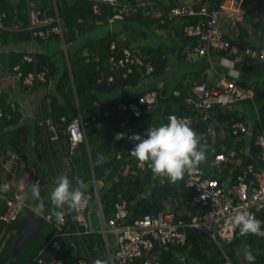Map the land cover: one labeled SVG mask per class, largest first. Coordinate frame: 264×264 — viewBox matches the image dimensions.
<instances>
[{
    "label": "trees",
    "instance_id": "16d2710c",
    "mask_svg": "<svg viewBox=\"0 0 264 264\" xmlns=\"http://www.w3.org/2000/svg\"><path fill=\"white\" fill-rule=\"evenodd\" d=\"M22 1L23 9L24 7L25 9L21 11L18 7V11L15 12L14 7L11 5L7 6L8 2L6 0H0V11L6 10L8 12L4 22L6 28L0 29V46L3 48L10 46L14 41H26L31 38L30 32L25 28L20 27L14 30L11 28L14 25H19V22L26 24L28 21L25 5L26 1L28 6V0ZM30 1L36 4L37 11L42 18L47 16L56 18L57 9L58 15L62 19L63 39L66 44L70 40H74L76 34L82 31L85 27L82 23L94 24V21L97 20L108 22L109 18L114 15L112 6L98 3L95 0ZM119 1L122 2L121 0ZM166 6L169 7V5L165 4ZM175 6L176 4L171 5L169 8L166 7V14ZM141 16H143V13L139 11L131 18H141ZM178 20L180 18H174L171 21L167 20L161 25L165 28L175 29L186 44L195 45L197 40L187 36L184 32V26L195 22L196 19L187 18L181 25ZM54 24H56V21H52L50 26ZM55 37L58 39L62 38L61 34L55 35ZM38 40L41 39L38 38ZM116 40L117 37L115 35L108 33L97 40L90 39L84 42L74 54H69V65L65 62L61 70L59 66H56L52 58L48 59L45 56L36 55V68L38 70H42L46 65L50 68V72L46 73L47 81L44 83V87L48 89L51 83V91L47 90V93L41 97L40 102L43 116L49 117L53 123L59 124L58 133L56 139L48 141L44 127L40 124L41 114L39 115L38 113L33 118H26L18 107L15 111L12 110L10 103L7 102L6 95L3 98L0 95V101L6 114L11 115L10 119L8 117L0 118V165L3 151L12 149L17 152L26 163L27 168H35L36 177L41 181L40 191L44 196L50 194L55 187L57 178L63 175L69 177L73 188L77 186V178L83 179L86 185L85 194L94 193L92 184L94 176L97 180H103L104 185L99 188V194L105 218L113 214L115 202L127 199L131 211L129 222L133 217H140L144 213H155L164 210L167 207V203L171 204L178 217L181 216L185 220H189L188 212H193L198 206L194 201L195 193L191 188L185 186L184 178L173 184L167 178L153 177L151 170L148 168L147 178L141 179V175L135 173V161L137 160L135 157L131 160H126L125 158L117 159V152L124 148L121 143L124 138L114 141V137L117 133H123L124 130L120 124L127 116V113L119 110L117 105L121 102L138 100L148 89H139L135 93L126 91L108 103L101 100L99 96L100 89L106 87L111 91H115L118 90L119 86L126 88V86L142 83L143 79L161 76L165 72L167 58L163 57V52L165 51H160L163 47L154 49L156 52L154 53L146 52L140 46L144 54H146L147 60L154 64V71L152 74H146L143 67L139 68L137 64H133V73L123 77L124 69L114 66L112 61H110V57L112 55L116 59L123 57V48L129 46V44L122 45L116 42L118 43L117 50H113L111 44ZM86 49H90L93 52L91 57H89V61H87V56L84 53ZM257 49L260 50L261 48ZM23 56V53L17 51H3L0 49V65L13 71V67L20 64L24 73H28L34 68V65L23 61ZM55 69L57 71H54ZM102 74H105V77L112 74L113 81L109 82L104 77L98 82ZM188 94L189 92L186 89L182 91L180 96L171 94L167 101L161 103H164V106L159 110L162 124L168 123L170 115L177 117L193 113L191 108L185 103V97ZM75 95L79 104L78 108L74 103ZM79 112L83 115L88 146L83 143L71 152L67 126ZM150 112H145L140 118H131L128 122L129 128L134 129V134L141 133V136L146 138V130L152 127V125L149 126L146 123V118ZM225 115V118L235 120L232 114L228 113ZM205 125L201 120H197L192 127L201 137V142L206 132ZM49 136L50 138L54 136L53 132ZM129 147L130 150L134 148L133 145H129ZM204 150L206 158L214 155L212 150L205 148ZM226 153L229 154L228 149ZM212 175L220 177V174L212 173ZM2 185L0 182V186ZM7 192L8 194L11 193L10 190ZM37 202L35 201V203ZM97 205L92 199L89 207L96 208ZM53 207L50 202L45 211L46 214L51 216V219L19 251L16 257H12L11 251L17 232L7 239L6 246L0 252V264H36L35 261L39 258L46 243L57 234H59L57 239L61 244V250L57 256L62 257L65 264H79L80 260L89 259L90 257L94 262L100 260L110 264L107 256H102L105 254L106 246L101 231H97L94 228L93 232L83 233L81 238L76 233L77 230L68 214L67 206L63 209L65 212V225L59 228L58 222L52 215ZM4 211L5 206L0 205V215ZM72 212L74 211L72 210ZM258 218L264 221V210L258 213ZM11 227L19 230L21 222L18 221ZM4 228L5 223L0 219V235ZM79 228L84 229L81 225H79ZM262 228H264V224H262ZM186 233L187 240L184 245H171L163 249V253L160 256L161 264H213L215 256L219 258L222 264L225 262L224 253L231 259L233 264H237L235 262L237 259L236 248L244 242H248L252 252L254 249L261 250L258 255L253 253L256 256L255 264H264V237L251 234L241 236L237 228L236 235L231 242L223 243L220 241L224 251L222 252L213 240L208 239L205 235L199 233L198 230L187 227ZM225 244L228 245L226 247L229 250H227ZM44 250L47 251L48 249ZM133 264H142V262L139 258Z\"/></svg>",
    "mask_w": 264,
    "mask_h": 264
},
{
    "label": "built area",
    "instance_id": "2783aa9c",
    "mask_svg": "<svg viewBox=\"0 0 264 264\" xmlns=\"http://www.w3.org/2000/svg\"><path fill=\"white\" fill-rule=\"evenodd\" d=\"M97 2L108 4L113 7L114 15L108 22L113 24L117 20H125L141 11L147 3L132 4L130 2H120L119 0H96ZM150 3L149 6H151ZM29 17L25 24L19 22L14 29L20 27L30 32L32 38L49 39L53 35H62L63 28L61 22L48 27L50 18L40 17L36 4L28 0ZM248 7L245 0H220L214 7H210L206 0H176V6L167 12V17L161 20L165 23L176 17L195 18L193 23L184 26V32L188 36H194L199 41V47L195 52L199 56L211 58L212 52L230 57L236 64L250 65L252 61L264 63V48L258 50L250 47H239L223 34L221 19L226 17L231 26L243 22ZM8 16L6 10L0 11V29L6 28L5 19ZM48 27V28H45ZM111 48L117 50L116 42H112ZM23 61L30 62L34 68L28 73H24L20 64L13 67L16 78L20 79L30 90L38 87L41 82L47 81V70L36 68V55L32 51L23 56ZM116 67L124 66L129 62L143 67L146 74H152L154 64L146 61L139 49L130 47L123 48V57L116 59L114 55L110 57ZM131 69H129L130 71ZM111 79V78H110ZM180 95V91L174 92ZM255 90L250 85L242 84L237 78L221 74L215 85L205 81L195 82L191 92L185 97V103L192 110V114L177 116L182 122L193 127L198 119L206 125L205 136L201 144L205 149H210L214 155L201 163L196 169L186 172L184 175L185 186L191 188L195 193V204L198 206L193 212H188L189 220L177 216L172 209H164L159 212H147L140 217H131V211L127 199H121L114 203L113 214L105 218L100 200L99 188L104 185L103 180L92 179L94 193H86L87 206L81 211L72 212L67 207L68 214L72 218L76 227V233L82 238L83 233L94 231L93 213H98L102 221L101 233L105 240V254L110 264H133L135 260H141L142 264H161L160 256L163 249L171 245H184L187 240L186 228L191 227L213 240L223 251L220 241H232L236 235L237 228L230 224V217L234 209H241L252 214L256 219L258 213L264 210V124L255 103ZM160 96L155 90L146 92L140 96L138 101L129 104L119 105L121 110L129 111L131 117L140 118L145 112L152 111L159 103ZM244 101H252L256 108L259 127L257 128L248 119L234 120L231 123L224 122L222 115L226 111L239 109ZM10 102L13 111L16 104ZM107 114V113H106ZM11 118L6 114L2 103H0V118ZM95 119V117H93ZM130 119L125 118L121 122V127L125 128L122 150L116 154L117 159L131 160L129 145L135 146L138 141L130 140L134 130H128ZM40 124L44 127L46 138L49 141L56 139L58 133L57 123H53L49 117L42 115ZM53 132L51 138L49 134ZM70 149L74 151L79 145L86 143L88 146L86 128L82 113H78L67 126ZM140 135H142L140 133ZM83 137V140H80ZM249 138L248 145L239 146L233 140L243 142ZM231 140V142H230ZM206 146H210L206 148ZM230 149L229 155L225 150ZM9 159L22 170L26 166L21 156L12 149H6L1 153V160ZM249 160V161H248ZM135 173L141 175V179L147 178L149 172L147 165L139 166L135 161ZM227 168V169H226ZM212 173L220 174L215 177ZM222 175V176H221ZM39 182L38 177L34 183ZM30 201L20 190H14L11 195L0 192V205L5 206V211L0 215V219L5 223V228L0 235V252L6 246L7 239L17 232L11 226L21 221L29 210H37L38 205L45 199L40 191V200L29 193ZM94 199L96 208H90V202ZM35 201H38L35 203ZM46 209V208H45ZM42 215L47 221L51 219L46 211ZM65 225L58 222V227ZM79 225L84 229H80ZM112 235L110 239L109 235ZM55 235L46 243L44 249L36 259V264H65L62 257L57 254L61 250V244ZM225 262L223 264H233L231 259L224 253ZM79 264H95L91 257L80 260Z\"/></svg>",
    "mask_w": 264,
    "mask_h": 264
},
{
    "label": "crops",
    "instance_id": "0c3cea01",
    "mask_svg": "<svg viewBox=\"0 0 264 264\" xmlns=\"http://www.w3.org/2000/svg\"><path fill=\"white\" fill-rule=\"evenodd\" d=\"M6 1L8 2L7 6L11 5L12 7H14L15 12H17L18 9H20L21 11L25 9V7L23 9L22 0ZM121 1L130 2L132 4H139L143 2L147 3V6L141 9V13H143V16H141V18L133 17L128 21H117L113 24L104 22L102 20L94 21V24L82 23L85 27L81 32H78L76 34L74 40H70L69 42H67V44L64 39H58L57 37H51L50 39L45 40H38V38H29L26 41H14L10 46H5L4 48L0 46V49H2L3 51H17L19 53H23L24 55L34 51L35 55L45 56L48 59L52 58V60L56 63V66H59L61 70L65 62L69 65V54H74L84 42L90 39L97 40L103 37V35L110 33L115 35L117 37L116 41L121 43L122 45L127 43L131 46H141L142 49L146 50V52L156 53L154 49L163 47V49H160V51L163 52L164 50L165 52H163V57L167 58L165 71H167V73H175L179 68V65L175 64V62H177L182 57H186V51L188 47L191 46V44H186L184 42V39L182 37L180 38L178 32L175 31V29L165 28L164 26H162L160 20L163 14L161 15L160 13L166 11V7L168 6L165 7V4L171 7V5L176 4V1ZM218 1L220 0H211V4L215 5ZM150 3H152L151 6H149ZM245 3L248 7V13L245 15L244 21L242 23H238L233 27L226 17H223L221 19V26L224 35L232 42L239 44L240 46L264 48V0H245ZM25 5L27 15L29 16V10L26 1ZM148 14L154 16V19L156 21L150 23L148 21ZM145 15L146 17H144ZM178 22L180 25L182 24V20H179ZM14 26L11 27L13 28V30ZM159 36H162L163 40L160 41ZM37 45L38 50H36ZM84 53L87 56V61H89V57H91L93 52L90 49H86ZM187 64L188 70L182 73V80L177 82L178 87L181 84L182 87H185L188 91H191L195 82L201 83L205 81L211 85H215L219 80L220 75L223 73L227 74L230 77L237 78V81L241 82L242 84L254 87L255 101L257 100V97L261 101L264 100V63H262L261 61H252L250 65H246L244 63L236 64L228 56L219 53H213L212 65L208 63L205 58H197L194 57V55L193 57L190 56L189 63ZM42 70H47V73L50 72V68L48 67V65H46ZM54 71L57 70L55 69ZM164 75L152 76L150 78H146L145 80L143 79L142 83L134 86H126V88L119 86L118 90L115 91H111L106 87L101 88L99 96L101 100H103V102L108 103L112 99L126 91L135 93L139 91V89H148L147 91L158 89L161 92L163 99L165 100L170 94L169 88L171 86L165 80ZM108 76L109 80H111L113 77L112 74H109ZM104 77L105 74H102L98 79V82H100ZM44 83L46 82H41L38 87H34L32 90H30L20 79L16 78L12 70L4 68L2 67V65H0V95H2V98L4 95H6L8 101L14 102L26 118H33L37 116L38 113L39 115L41 114V116L43 115V109L40 99L42 96H44L45 93H47V90L51 91V83L48 82L50 83L48 89L44 87ZM175 84H173V86ZM74 103L78 108L79 104L77 96L76 99L74 98ZM245 103L246 102H243L242 106H240L236 112L230 114L233 115V118L236 117L237 119H248L252 121V123L258 128L259 122L258 116L256 117V111L255 118H252L251 108ZM245 107L249 112H247ZM257 109L264 124V103H262L261 107H257ZM159 110V107H155V109L148 114L146 123L149 126L152 125L159 127L160 124L162 125ZM229 121H231V118L227 120V123H229ZM122 129L124 130L123 133H125V128L122 127ZM128 130L134 129H130L128 126ZM114 141L117 140L115 139ZM24 164L26 166L25 162ZM35 178V168L26 167V170H22L9 159L3 160L0 165V182L2 184L8 183L11 186V193L8 194V192H5L8 196L11 195L14 190H20L24 193L25 196H27L28 201H30L31 199L29 197V189L27 186L29 183L31 186H33Z\"/></svg>",
    "mask_w": 264,
    "mask_h": 264
},
{
    "label": "clouds",
    "instance_id": "9594fccd",
    "mask_svg": "<svg viewBox=\"0 0 264 264\" xmlns=\"http://www.w3.org/2000/svg\"><path fill=\"white\" fill-rule=\"evenodd\" d=\"M206 2L210 7H214L216 5V4L212 5L211 0H206ZM55 9H56V5H55ZM47 18H50L48 27H51L50 23L52 21H56V24H57L59 20L62 24V19L61 17H59L57 9H56V18H51V17H47ZM176 18H180L182 22H184V20L186 19L183 17H176ZM239 23H242V22H239ZM62 28H63V24H62ZM61 36H62L61 39H63V34ZM52 37H55V35H53ZM188 37L195 38L194 36L193 37L188 36ZM195 39L198 41L197 38ZM116 44L118 45V43ZM237 45L239 47L254 48L251 46H240L239 44ZM127 47L139 49L141 53L143 54V56L145 57V60L149 61L147 60L146 54H144V52L139 46L129 45ZM192 47L193 46L191 45L190 47H188L186 51V54L191 57H193L191 53ZM213 53L215 52H212V54ZM212 54H211L210 59H207V57L203 56V58H205L208 61V63H210L211 65H212ZM120 67L124 69L123 77H127L134 71L133 64L129 62L125 63L124 66H120ZM138 67L140 68V66ZM129 69L131 70L129 71ZM106 78L109 82L113 81V77L111 80H109V76ZM184 90H186V88L182 86L178 88H174L170 92L168 98L170 97L171 94H173L174 96H180L182 91ZM151 91L152 90L146 91V92H151ZM155 91H157L160 96V101L155 106L158 108L161 105V103L167 101L168 98L164 100L161 95V92L158 89H156ZM176 91H180V95H175L174 92ZM188 92L190 93L191 91H188ZM134 101H138V100H134ZM134 101H130V102H134ZM7 102L10 103L9 101ZM130 102H121L117 105V107L119 110H121L119 108V105H121L122 103L129 104ZM242 103H241V106H242ZM17 107L18 106L16 105V109ZM121 111L127 113V116L125 118H128L130 120L131 118H133L131 117V113L129 111H125V110H121ZM236 111L237 109L233 111H229V110L226 111L222 115V120L224 122H227L229 118H225L226 116L225 114L233 113ZM234 118L235 120H244V119H237L236 117ZM232 121L234 120L231 119L229 123H231ZM124 135L125 134L122 132L117 133L114 138L116 140H119V139L124 138ZM129 139L133 141H138V143H136L134 148L131 150L130 155L137 159V161L139 162V166L144 167L145 165H147V167L151 170L153 177L167 178V180L173 184L182 180L186 172H190L196 169L201 163H203L206 160V153L204 150V146L201 144V137L196 133V131L193 130L192 127H190L187 123L182 122L175 115H170L168 117V123L166 124H162L159 127L152 126L148 128L146 130V138H143L140 134H133L132 136L129 137ZM80 140L82 141L83 137H80ZM229 153H230V149H229ZM76 184L77 186L73 188L72 182L70 181L68 176L66 175L60 176L57 178L55 182V187L52 189L50 193L49 199H50L51 204L54 206L52 209V215L55 217L56 221L59 223H62L65 219V212L63 210L65 206H67L69 209L73 211H81L87 206V199H86L85 191H84L86 187L85 182L83 181V179L77 178ZM10 188L11 186L8 183H5L2 186H0V191L7 192L10 190ZM31 192L35 199L40 200L41 197H40L39 182H36L33 184L31 188ZM229 222L233 228L239 229V234L241 236H246V235L251 234V235L258 236V237H264V228H262V224H264V221L256 219L252 214H250L249 212L245 210L234 209ZM244 258L246 260L245 264H248L247 261L249 262V264H255L256 256L253 254L252 251L250 250L247 251L245 253ZM95 264H107V262L97 260L95 261Z\"/></svg>",
    "mask_w": 264,
    "mask_h": 264
},
{
    "label": "rangeland",
    "instance_id": "374dc122",
    "mask_svg": "<svg viewBox=\"0 0 264 264\" xmlns=\"http://www.w3.org/2000/svg\"><path fill=\"white\" fill-rule=\"evenodd\" d=\"M161 15H162V17H161V20L162 19H165L166 17H167V14H166V12H161L160 13ZM155 17L154 16H152V15H149L148 16V21L150 22V23H152V22H154V21H156L155 19H154ZM160 20V21H161ZM159 40L161 41V40H163V38H162V36H159ZM199 41H197L196 42V44L195 45H193V47H192V50H191V53H192V55H194V57H197V58H199V57H202L203 58V56H199V55H197L196 54V52H195V48L196 47H199ZM36 50H38V45L36 46ZM184 53H185V50H184ZM189 58H190V56L189 55H186V57H182L181 59H179L177 62H175V64H177V65H179V68H178V70L175 72V73H167V71H165V80L170 84V92L174 89V87H178V83L177 82H179V81H181L182 80V73L184 72V71H187L188 70V67H187V63H189ZM188 61V62H187ZM176 83V84H175ZM173 84H175L174 86H173ZM182 85L180 84V86L179 87H181ZM173 88V89H172ZM169 92V93H170ZM262 103H264V100H260L258 97H257V100H256V106L257 107H261V105H262ZM245 104H247L248 106H250V108H251V116H252V118H255V106H254V103L252 102V101H249V102H247L246 101V103ZM164 106V103L163 104H161L160 106H159V108H162ZM245 109L247 110V112H249L248 111V109L245 107ZM256 117H257V113H256ZM161 125V124H160ZM249 142H250V139L249 138H245L244 139V141L243 142H239V141H235V140H233V143H235V144H237V145H239V146H242L243 144H245V145H248L249 144ZM47 176H48V174H47ZM51 176V175H50ZM28 189H29V192L28 193H30V190H31V188H32V186L30 185V183L28 184ZM95 213V212H94ZM93 213V224H94V228H95V230H97V231H101L102 230V221H101V217H100V215L98 214V213H95L94 214ZM18 231L19 230H17V234H18ZM110 236V239H112V235L110 234L109 235ZM103 238H104V236H103ZM228 243V242H231V241H223V243ZM226 246H228V245H226L225 244V247ZM227 248V250H229V248L228 247H226ZM253 253L254 254H256V255H258V254H260L261 253V250H258V249H254L253 250ZM102 256H106L105 254H103ZM244 256H245V253H242V254H240L239 255V257L235 260V262L237 263V264H245V258H244ZM213 264H221L220 263V260H219V258L218 257H214L213 258ZM247 263L249 264V262L247 261Z\"/></svg>",
    "mask_w": 264,
    "mask_h": 264
},
{
    "label": "water",
    "instance_id": "95a60500",
    "mask_svg": "<svg viewBox=\"0 0 264 264\" xmlns=\"http://www.w3.org/2000/svg\"><path fill=\"white\" fill-rule=\"evenodd\" d=\"M169 1V0H166ZM210 146H206L209 148ZM51 193V192H50ZM49 196H46L45 199L38 205L37 210H29L27 215L21 218V228L18 231L17 237L15 239L14 245L12 247L11 255L16 257L20 250L31 241V239L37 235L43 226L47 224L46 218L42 215V212L45 211V208L49 205L50 199ZM170 206H167L169 209ZM250 250L248 242H244L236 248V257L241 253H246Z\"/></svg>",
    "mask_w": 264,
    "mask_h": 264
},
{
    "label": "bare ground",
    "instance_id": "6f19581e",
    "mask_svg": "<svg viewBox=\"0 0 264 264\" xmlns=\"http://www.w3.org/2000/svg\"><path fill=\"white\" fill-rule=\"evenodd\" d=\"M95 214V213H94Z\"/></svg>",
    "mask_w": 264,
    "mask_h": 264
}]
</instances>
